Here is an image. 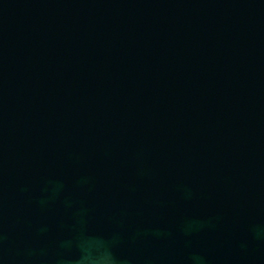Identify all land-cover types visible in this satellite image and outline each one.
I'll return each instance as SVG.
<instances>
[{"label":"water","instance_id":"1","mask_svg":"<svg viewBox=\"0 0 264 264\" xmlns=\"http://www.w3.org/2000/svg\"><path fill=\"white\" fill-rule=\"evenodd\" d=\"M0 264H264V0H0Z\"/></svg>","mask_w":264,"mask_h":264}]
</instances>
